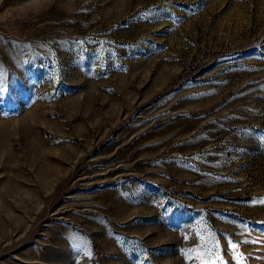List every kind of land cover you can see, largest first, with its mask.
<instances>
[{"label": "rangeland", "instance_id": "374dc122", "mask_svg": "<svg viewBox=\"0 0 264 264\" xmlns=\"http://www.w3.org/2000/svg\"><path fill=\"white\" fill-rule=\"evenodd\" d=\"M0 80V264H264V0H0Z\"/></svg>", "mask_w": 264, "mask_h": 264}, {"label": "snow or ice", "instance_id": "6c2138e0", "mask_svg": "<svg viewBox=\"0 0 264 264\" xmlns=\"http://www.w3.org/2000/svg\"><path fill=\"white\" fill-rule=\"evenodd\" d=\"M3 83H2V80H0V92H3ZM260 203H264V200L262 201H259ZM235 247V246H234Z\"/></svg>", "mask_w": 264, "mask_h": 264}]
</instances>
